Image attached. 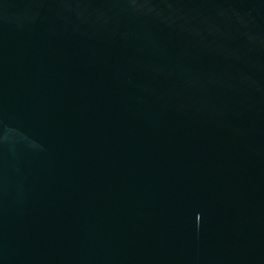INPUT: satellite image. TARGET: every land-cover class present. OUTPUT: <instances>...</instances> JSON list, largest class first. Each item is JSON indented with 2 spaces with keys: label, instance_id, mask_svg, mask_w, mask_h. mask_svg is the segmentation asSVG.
Masks as SVG:
<instances>
[{
  "label": "water",
  "instance_id": "water-1",
  "mask_svg": "<svg viewBox=\"0 0 264 264\" xmlns=\"http://www.w3.org/2000/svg\"><path fill=\"white\" fill-rule=\"evenodd\" d=\"M0 264H264V0H0Z\"/></svg>",
  "mask_w": 264,
  "mask_h": 264
}]
</instances>
